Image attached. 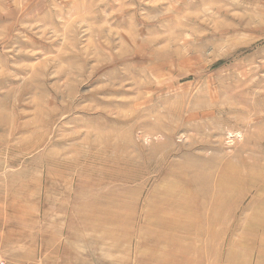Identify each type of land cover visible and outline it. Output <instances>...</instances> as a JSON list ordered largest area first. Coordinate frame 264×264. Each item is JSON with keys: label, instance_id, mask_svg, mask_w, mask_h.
I'll return each mask as SVG.
<instances>
[{"label": "rangeland", "instance_id": "374dc122", "mask_svg": "<svg viewBox=\"0 0 264 264\" xmlns=\"http://www.w3.org/2000/svg\"><path fill=\"white\" fill-rule=\"evenodd\" d=\"M102 235L264 264V0H0V260Z\"/></svg>", "mask_w": 264, "mask_h": 264}, {"label": "crops", "instance_id": "0c3cea01", "mask_svg": "<svg viewBox=\"0 0 264 264\" xmlns=\"http://www.w3.org/2000/svg\"><path fill=\"white\" fill-rule=\"evenodd\" d=\"M168 229V227L165 228L163 226V230ZM160 229L156 235L160 234L163 235L165 232ZM107 233V232H104ZM186 232H181V234H185ZM104 236V242H101L98 244V246L95 248L94 252L90 254V258L88 260L87 264H151L150 262V256L148 255L149 249L152 247L153 249L158 248L166 249L167 242L161 241V239H155L153 241H145L144 239L140 242L135 244V248H132L131 246L134 245L132 242L129 243H122L119 245L112 244V242H108L107 239L109 238L108 235H102ZM108 236V237H107ZM155 247V248H154ZM149 250V251H148ZM152 254V253H149ZM63 257H58L53 264H76L77 258L74 253V256L72 255L70 258L66 257L64 253H62ZM167 256V255H166ZM162 258V255L159 259H163L165 261V257ZM149 259V260H147ZM52 262V261H50Z\"/></svg>", "mask_w": 264, "mask_h": 264}, {"label": "bare ground", "instance_id": "6f19581e", "mask_svg": "<svg viewBox=\"0 0 264 264\" xmlns=\"http://www.w3.org/2000/svg\"><path fill=\"white\" fill-rule=\"evenodd\" d=\"M230 3V2H229ZM156 70V69H155ZM144 72V71H143ZM175 109H177V108H175ZM175 114H180L179 113V111H178V109L177 110H174V111H172V113H169V114H166V116L165 115H161L159 118L161 119V121L162 120H165L166 118L167 119H171L172 117H173V115H175ZM249 116V115H248ZM213 119L214 118H212V117H208V116H203V117H201V118H199V120H202L203 121V125L205 126V127H210L211 126V124H212V122H213ZM217 119V118H216ZM221 119V118H220ZM192 120V119H191ZM190 119H188V121L190 122L191 121ZM225 125H227V126H229L230 127V125H231V123L233 122L232 121V119H229V118H225L224 119V121H222ZM115 123H121V121H117V122H115ZM196 126V125H195ZM172 128V127H171ZM173 129V128H172ZM115 130H118V129H115ZM114 130V131H115ZM158 131H161V132H163L164 130H161V129H157ZM170 131H171V129H170ZM197 131H200V129H197ZM116 132V131H115ZM118 142H120V141H118ZM179 193H181V192H179Z\"/></svg>", "mask_w": 264, "mask_h": 264}, {"label": "built area", "instance_id": "2783aa9c", "mask_svg": "<svg viewBox=\"0 0 264 264\" xmlns=\"http://www.w3.org/2000/svg\"><path fill=\"white\" fill-rule=\"evenodd\" d=\"M0 264H9V263H7V262H5V261H2V260H0Z\"/></svg>", "mask_w": 264, "mask_h": 264}]
</instances>
